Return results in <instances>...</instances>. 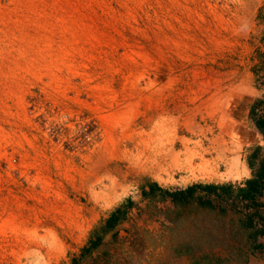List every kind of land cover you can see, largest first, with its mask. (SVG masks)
Segmentation results:
<instances>
[{
    "label": "rangeland",
    "instance_id": "374dc122",
    "mask_svg": "<svg viewBox=\"0 0 264 264\" xmlns=\"http://www.w3.org/2000/svg\"><path fill=\"white\" fill-rule=\"evenodd\" d=\"M261 89L264 0H0V264L239 263L245 211L140 191L242 179Z\"/></svg>",
    "mask_w": 264,
    "mask_h": 264
},
{
    "label": "trees",
    "instance_id": "16d2710c",
    "mask_svg": "<svg viewBox=\"0 0 264 264\" xmlns=\"http://www.w3.org/2000/svg\"><path fill=\"white\" fill-rule=\"evenodd\" d=\"M264 189V170L260 171L255 177L247 179L244 187L235 186L233 184L216 185V184H194L189 187H162L155 182L150 183L149 196L158 195L168 197L172 202L196 201L202 205H226L233 210H243L246 212V218L241 219L240 223L247 229H254V218L258 216V211H252V207H257V197L263 194ZM122 213L120 207L116 208L111 216L107 219L105 227L100 228L91 244L85 248L84 254L97 248L103 238V235L114 229L119 223L118 216Z\"/></svg>",
    "mask_w": 264,
    "mask_h": 264
},
{
    "label": "crops",
    "instance_id": "0c3cea01",
    "mask_svg": "<svg viewBox=\"0 0 264 264\" xmlns=\"http://www.w3.org/2000/svg\"><path fill=\"white\" fill-rule=\"evenodd\" d=\"M256 96L254 97L253 102L250 105L249 112L251 114V122L254 127L255 133L257 137L259 138L258 143L256 144V149L252 154H250V157H248V160L245 161V169H244V175L243 178L240 180H232L231 182H222V181H215L213 183H204V184H216L218 185H227V184H233L235 186L244 187L245 181L247 179H251L255 177L262 169L264 170V154H261V152H264V89L257 90ZM202 184V183H201ZM194 185V184H192ZM189 185V186H192ZM186 186V187H189ZM185 188V187H180ZM150 191V184L144 185L141 188L140 196L141 197H148ZM159 191H155V195H158ZM153 195V196H155ZM170 202L172 201L168 197H164ZM257 207H252V211H258V216L254 218L255 228L253 233V239H254V250L251 251L249 248H247L246 254H244L243 258L239 263H236L235 261L229 262L228 254H220L217 253L216 255H210L215 260L211 261L209 260L206 264H264V189L263 194L259 195L257 197ZM216 205V204H214ZM220 205V204H217ZM216 205V206H217ZM228 208L233 210L230 206ZM236 212L235 210H233ZM241 210L237 211L240 212ZM246 218V213L243 215ZM207 256V254H206ZM203 257V256H202ZM200 258V257H199ZM187 259L186 257H181V263L182 264H203V262L200 259ZM221 258V260H219ZM227 258V259H226Z\"/></svg>",
    "mask_w": 264,
    "mask_h": 264
},
{
    "label": "bare ground",
    "instance_id": "6f19581e",
    "mask_svg": "<svg viewBox=\"0 0 264 264\" xmlns=\"http://www.w3.org/2000/svg\"><path fill=\"white\" fill-rule=\"evenodd\" d=\"M216 145V144H215ZM217 172V171H216Z\"/></svg>",
    "mask_w": 264,
    "mask_h": 264
}]
</instances>
